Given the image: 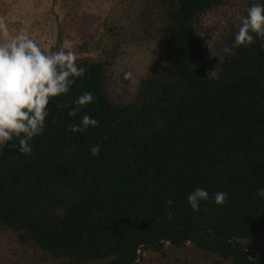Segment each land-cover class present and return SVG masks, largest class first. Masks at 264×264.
<instances>
[{
    "label": "trees",
    "instance_id": "obj_1",
    "mask_svg": "<svg viewBox=\"0 0 264 264\" xmlns=\"http://www.w3.org/2000/svg\"><path fill=\"white\" fill-rule=\"evenodd\" d=\"M229 1L143 0L139 22L163 44V63L127 102L108 96L118 44L105 59L78 58L84 75L51 98L32 153L0 150V230L64 264H137L139 250L167 243L264 264V254L242 243L264 234V198L256 194L264 188V41L207 60L202 32L203 17ZM254 3L264 0H246L239 16ZM238 17L219 52L232 45ZM85 91L94 100L76 116L59 107H76ZM85 114L98 125L70 132ZM198 186L209 199L194 211L187 196ZM217 191L228 194L225 204L214 203Z\"/></svg>",
    "mask_w": 264,
    "mask_h": 264
},
{
    "label": "rangeland",
    "instance_id": "obj_2",
    "mask_svg": "<svg viewBox=\"0 0 264 264\" xmlns=\"http://www.w3.org/2000/svg\"><path fill=\"white\" fill-rule=\"evenodd\" d=\"M143 0H0L3 17L11 35L26 31L48 51L71 50L78 58L102 60L114 45L117 56L107 73L108 96L113 103L134 97L139 83L163 63L164 46L150 32L145 36L139 22ZM246 0H230L206 14L202 32L208 43L206 58L223 53L221 35L241 13ZM214 74V68L207 65ZM126 73H131L125 78ZM251 254H264V234L243 239ZM30 244H20L15 235L0 230V264H64L43 258ZM90 261L85 264L102 263ZM137 264H231L219 256L197 250L192 244L172 246L159 251L139 250Z\"/></svg>",
    "mask_w": 264,
    "mask_h": 264
},
{
    "label": "clouds",
    "instance_id": "obj_3",
    "mask_svg": "<svg viewBox=\"0 0 264 264\" xmlns=\"http://www.w3.org/2000/svg\"><path fill=\"white\" fill-rule=\"evenodd\" d=\"M255 38L264 41V4L261 3L252 4L246 15L238 17L233 43L223 51L231 55L236 47L253 44ZM77 59L71 50L45 51L26 31L11 35L0 17V150L7 145L23 154L32 153L31 141L44 130L51 98L67 94L75 80L84 75L85 69L77 65ZM130 76L131 73L125 74L126 79ZM93 100V93L85 91L74 99L76 107L68 104L59 107L70 108L68 115L76 116ZM97 125L96 118L85 114L79 124L69 125L68 130L84 132ZM14 138L18 145L10 143ZM89 151L93 156L98 155L100 144L93 145ZM256 194L264 198V188H258ZM212 195L217 205L228 200L226 192ZM208 199V191L199 186L187 196L194 211H199L200 202Z\"/></svg>",
    "mask_w": 264,
    "mask_h": 264
}]
</instances>
